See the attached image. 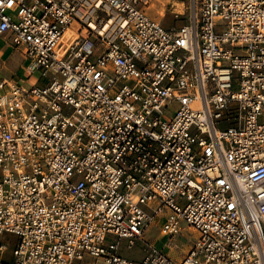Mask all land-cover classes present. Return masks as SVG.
<instances>
[{
	"label": "built area",
	"instance_id": "obj_1",
	"mask_svg": "<svg viewBox=\"0 0 264 264\" xmlns=\"http://www.w3.org/2000/svg\"><path fill=\"white\" fill-rule=\"evenodd\" d=\"M156 1L0 0V264H264V0Z\"/></svg>",
	"mask_w": 264,
	"mask_h": 264
},
{
	"label": "rangeland",
	"instance_id": "obj_2",
	"mask_svg": "<svg viewBox=\"0 0 264 264\" xmlns=\"http://www.w3.org/2000/svg\"><path fill=\"white\" fill-rule=\"evenodd\" d=\"M188 1L189 0H168L167 2L166 0L156 1L155 5L159 9H157V11L154 12V16L168 27H179L185 22L189 14ZM163 7H164V10L161 9ZM172 12H180L183 15L177 19L172 14ZM6 69H8L9 71L7 70L4 71V75L9 77L11 68L7 67ZM24 77L25 75L23 71H21L18 74V79L22 80L24 79ZM145 238L149 240L152 244L153 243L155 244L156 241L159 239V229L154 228L153 231H151V233L146 234ZM3 239L4 237L0 236V240H3ZM188 239H189L188 236H185L182 239H180V241L178 242L180 244V247H184L185 244H188ZM141 247H142L141 250H140V247L137 246L133 251H127L126 255L134 259L141 258L146 253L145 250L143 249L144 247L143 244L141 245ZM158 247L163 248V244H159Z\"/></svg>",
	"mask_w": 264,
	"mask_h": 264
},
{
	"label": "crops",
	"instance_id": "obj_3",
	"mask_svg": "<svg viewBox=\"0 0 264 264\" xmlns=\"http://www.w3.org/2000/svg\"><path fill=\"white\" fill-rule=\"evenodd\" d=\"M5 54V59H6V68L10 67L11 68V72H10V76L9 77H15V79H18V74L23 71V59L22 57L17 53V52H13L11 50L9 51H4L2 52ZM7 71H9L8 69H6Z\"/></svg>",
	"mask_w": 264,
	"mask_h": 264
},
{
	"label": "bare ground",
	"instance_id": "obj_4",
	"mask_svg": "<svg viewBox=\"0 0 264 264\" xmlns=\"http://www.w3.org/2000/svg\"><path fill=\"white\" fill-rule=\"evenodd\" d=\"M159 1V0H158ZM168 0H166V2H167ZM162 10H164V7L163 8H161Z\"/></svg>",
	"mask_w": 264,
	"mask_h": 264
}]
</instances>
